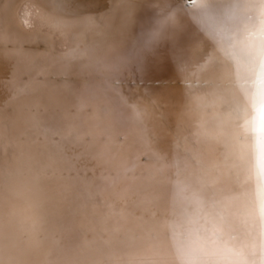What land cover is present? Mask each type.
Instances as JSON below:
<instances>
[{
    "label": "bare ground",
    "instance_id": "1",
    "mask_svg": "<svg viewBox=\"0 0 264 264\" xmlns=\"http://www.w3.org/2000/svg\"><path fill=\"white\" fill-rule=\"evenodd\" d=\"M0 264H264V0H0Z\"/></svg>",
    "mask_w": 264,
    "mask_h": 264
},
{
    "label": "water",
    "instance_id": "2",
    "mask_svg": "<svg viewBox=\"0 0 264 264\" xmlns=\"http://www.w3.org/2000/svg\"><path fill=\"white\" fill-rule=\"evenodd\" d=\"M193 0H187V4L190 5L192 4Z\"/></svg>",
    "mask_w": 264,
    "mask_h": 264
}]
</instances>
